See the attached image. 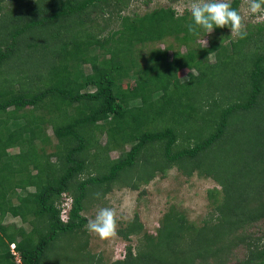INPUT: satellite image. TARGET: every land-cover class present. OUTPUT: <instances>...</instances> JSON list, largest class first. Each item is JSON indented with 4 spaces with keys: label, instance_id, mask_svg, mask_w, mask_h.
Returning <instances> with one entry per match:
<instances>
[{
    "label": "trees",
    "instance_id": "trees-1",
    "mask_svg": "<svg viewBox=\"0 0 264 264\" xmlns=\"http://www.w3.org/2000/svg\"><path fill=\"white\" fill-rule=\"evenodd\" d=\"M5 1L0 264H91L85 242L80 260L54 250L84 230L85 201L172 167L216 182L210 212L194 223L171 205L155 233L134 215L118 233L136 237L135 251L113 264H264V233L252 231L264 222V20L247 23L243 39L214 28L202 46L204 30L190 33L191 14L170 6L122 15L130 0ZM104 13L119 18L106 33ZM7 214L23 225L3 224Z\"/></svg>",
    "mask_w": 264,
    "mask_h": 264
},
{
    "label": "rangeland",
    "instance_id": "rangeland-1",
    "mask_svg": "<svg viewBox=\"0 0 264 264\" xmlns=\"http://www.w3.org/2000/svg\"><path fill=\"white\" fill-rule=\"evenodd\" d=\"M5 3L9 6L12 5L11 0H6ZM187 3L188 0H130V4L122 10L121 14H143L154 8L170 6L180 15L181 10ZM238 10L241 11L244 16V25L264 20V18L247 15L244 0H240ZM110 15L111 14L104 13L98 19V23L100 27L104 28L103 31L105 33L108 30L115 29L117 23H119V18L115 13L112 16ZM203 39L207 42L206 46H208L209 35L206 34L198 39V42L202 46H204L202 42ZM161 46L164 45L162 44ZM179 49L183 52L185 50L183 46ZM168 53L170 56L172 52L169 51ZM208 59L209 62L215 61L213 54H211ZM187 72L186 69L181 72V80L187 78ZM194 73L196 72L194 71ZM47 132L52 135L50 127H48ZM179 142L186 145L188 141L180 138ZM126 148H129V146ZM10 151H15V149ZM117 155L118 151H112L110 153L112 157H116ZM214 186H216V182L212 178L199 175L196 171H194L192 175L187 176L181 173L176 167L168 169L164 176L157 172L149 182L139 183V187L136 190L116 184L102 199L86 200L84 203L85 208L82 212L88 219L93 218L99 208H114L117 218L116 236L108 239H101L95 234L89 233L86 228H84L80 234L74 235L73 237L71 235L61 237L58 240V246L54 245L56 246L54 250L57 251L58 255L70 254L80 260L81 257H79V250H77V247L85 242V247L82 252L89 253L90 255L83 263L90 260L91 264H113L115 260H118L115 259V257H124L126 246L131 245L132 251H135V245L137 243L136 237L131 235L128 239H124L118 233V230L124 226L126 221L131 220L133 216L137 214L139 221L143 224L144 230L155 233L163 213L169 206L173 205L185 215L189 222L201 223L211 210L210 200L207 197V189ZM28 190H32V188ZM62 218H64V220L66 218L65 211L62 213ZM11 223L23 225L19 217L7 214L3 220V224ZM252 231H254L257 236H261L264 233V222L258 223L252 228ZM243 253V248L235 250V255L238 258H241ZM231 262H233V259Z\"/></svg>",
    "mask_w": 264,
    "mask_h": 264
},
{
    "label": "clouds",
    "instance_id": "clouds-1",
    "mask_svg": "<svg viewBox=\"0 0 264 264\" xmlns=\"http://www.w3.org/2000/svg\"><path fill=\"white\" fill-rule=\"evenodd\" d=\"M247 15L264 18V0H244ZM191 14L192 24L188 25L189 32L196 35L199 29L206 34L213 32L214 28L228 27L231 35L243 39L247 32L244 30V16L241 11L232 7L231 0H188V3L181 10ZM206 46V41L203 39ZM61 218L63 211H69L71 198L68 193L61 194L60 204ZM63 210V211H62ZM64 219V218H62ZM117 218L116 211L112 207L99 208L93 218H88L85 228L89 233L95 234L101 239H108L116 236ZM12 248V245H11ZM126 257L117 256L115 259Z\"/></svg>",
    "mask_w": 264,
    "mask_h": 264
},
{
    "label": "built area",
    "instance_id": "built-area-1",
    "mask_svg": "<svg viewBox=\"0 0 264 264\" xmlns=\"http://www.w3.org/2000/svg\"><path fill=\"white\" fill-rule=\"evenodd\" d=\"M12 248H13V245H12Z\"/></svg>",
    "mask_w": 264,
    "mask_h": 264
}]
</instances>
